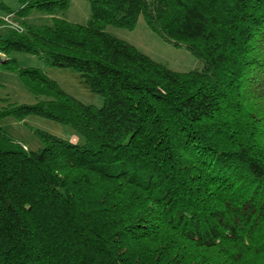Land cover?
<instances>
[{
    "label": "trees",
    "instance_id": "1",
    "mask_svg": "<svg viewBox=\"0 0 264 264\" xmlns=\"http://www.w3.org/2000/svg\"><path fill=\"white\" fill-rule=\"evenodd\" d=\"M16 1L0 9L52 22L0 33V62L38 97L0 121L43 116L84 143L36 130L31 150L0 125V264H264V0H90L84 24L56 15L70 0ZM141 15L203 68L172 70L106 30ZM17 52L76 70L103 104Z\"/></svg>",
    "mask_w": 264,
    "mask_h": 264
},
{
    "label": "rangeland",
    "instance_id": "2",
    "mask_svg": "<svg viewBox=\"0 0 264 264\" xmlns=\"http://www.w3.org/2000/svg\"><path fill=\"white\" fill-rule=\"evenodd\" d=\"M2 4L13 10L19 7V2L16 0H3ZM56 15L71 22L84 24L93 15L90 0H70L69 7L58 10ZM0 19L3 20V24L0 25V33L6 35L8 29H23L25 25L30 24H51L52 15L35 10L30 15L22 17L0 9ZM106 30L132 43L152 59L172 70L186 72L201 69L204 66V61L190 52L185 45L176 46L154 31L142 15L132 29L108 25ZM14 57L18 67L40 69L80 101L96 106L103 104V97L92 91L76 70L69 67L47 65L43 56L29 52H17ZM37 98L24 85L17 71L9 70L0 62V107L9 103L33 104ZM0 125L12 137L31 150H38L43 146L36 130H44L79 144L84 143L83 136L71 126L39 115L32 114L24 120L13 116L5 117L0 121Z\"/></svg>",
    "mask_w": 264,
    "mask_h": 264
},
{
    "label": "water",
    "instance_id": "3",
    "mask_svg": "<svg viewBox=\"0 0 264 264\" xmlns=\"http://www.w3.org/2000/svg\"><path fill=\"white\" fill-rule=\"evenodd\" d=\"M0 60H1V55H0Z\"/></svg>",
    "mask_w": 264,
    "mask_h": 264
}]
</instances>
